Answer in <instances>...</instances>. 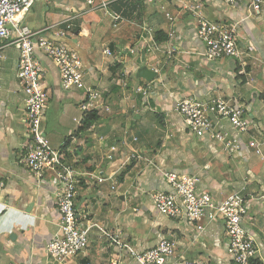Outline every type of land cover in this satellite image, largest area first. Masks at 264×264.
Wrapping results in <instances>:
<instances>
[{
  "label": "crops",
  "instance_id": "crops-1",
  "mask_svg": "<svg viewBox=\"0 0 264 264\" xmlns=\"http://www.w3.org/2000/svg\"><path fill=\"white\" fill-rule=\"evenodd\" d=\"M194 2H202L209 20L236 26L242 58L209 60L203 55L205 46L197 34L196 17L186 8ZM35 5L25 23L34 30L70 24L67 38H57L56 28L44 33L77 50L87 70V84L102 94L98 120L79 131L82 122L74 118L82 117L79 102L84 91L63 89L53 62L38 53L48 67L45 83L50 98L44 129L50 143L79 171L101 173L107 178L103 182L86 178L83 182L76 199L78 214L88 216L82 220L111 232L120 231L125 241L140 250L155 246L163 238H174L178 252L187 258L235 264L227 255L223 222H213L196 239L185 222L160 214L152 199L156 190H172L160 169L200 172V187L217 198H225L245 185L244 191L251 197L246 227L259 247L256 262L264 264V156L249 147L230 154L219 141L192 133L175 109L176 100L190 96L239 102L246 106L256 127L253 132L264 138V7L256 15L247 3L231 6L220 0H113L111 9L124 17L114 28L103 11H89L68 23L73 10L87 7L85 0H40ZM167 13L173 16V24ZM144 25L154 33L174 30L169 44L177 51L171 57L148 51L150 36ZM107 47L112 54L104 52ZM3 55L0 179L5 186L0 190V264H44L47 245L59 229L58 187L50 172L38 183L23 162L28 137L25 94L17 79L19 51L8 45ZM145 67L159 70L152 80L140 73ZM149 82L153 89L147 97L138 88ZM219 128L231 130L226 119ZM230 132L249 142L248 134ZM110 144L118 146L112 160L105 157ZM143 156L154 159L155 165H148ZM113 181L117 182L115 188ZM66 264L137 263L93 227L88 248Z\"/></svg>",
  "mask_w": 264,
  "mask_h": 264
},
{
  "label": "built area",
  "instance_id": "built-area-1",
  "mask_svg": "<svg viewBox=\"0 0 264 264\" xmlns=\"http://www.w3.org/2000/svg\"><path fill=\"white\" fill-rule=\"evenodd\" d=\"M38 1L40 0H0V61L3 59V50L6 46H16L19 51L17 79L25 94V123L28 137L24 146L23 162L36 176L38 183L50 172L56 178L58 187L56 204L59 211V229L47 245L48 257L44 264H66L85 251L89 246V232L93 227L98 228L101 236L137 264H209L204 259H190L180 254L174 238H163L155 246L140 250L125 241L120 231L111 232L98 223H85L82 218H88L87 214L82 218L78 214L76 199L86 178L98 182H103L107 178L101 173L79 171L74 164L67 161L61 150L51 145L44 129L50 98L45 83L48 68L38 53H42L53 62L59 72L63 89L84 91V97L79 102L82 117L74 118L79 123L88 113L101 112L102 94L98 88L87 84L85 80L87 70L77 50L66 42L44 33L56 28L57 38H67L70 35V24H66V27L56 24L42 30H34L25 23L26 15ZM112 1L85 0L87 7L81 11L73 10V15L67 22L89 11H103L111 19L112 26L118 28L124 17L111 9ZM220 1L231 6L247 3L256 15H260L264 7V0ZM186 8L196 17L197 34L204 43L203 55L206 58L209 60H218L226 56L242 58L244 51L241 49L235 25L227 26L209 20L203 13L202 2H194L186 5ZM167 16L173 24V16L170 13H167ZM143 30L150 36L151 44L147 47L148 51H161L169 57L177 51L176 46L169 44L174 30L167 33L169 40L165 42L157 41L155 33L147 25L143 26ZM134 51L133 49L132 52ZM104 52L112 54L109 47L105 48ZM153 70L156 73L159 71L157 68ZM2 89L3 86L0 84V92ZM152 89L153 85L149 82L140 86L138 92L148 97ZM106 109L109 110V107L106 106ZM175 109L183 116L192 133L198 137L208 136L219 141L223 149L230 154L249 147L264 156V138H259L257 133L253 132L256 127L250 120L244 104L231 102L222 97L207 100L190 96L176 100ZM222 119L228 121L231 130L219 128ZM230 131L248 134L249 142H243L242 137ZM117 150L116 144H110L105 157L112 160ZM144 159L148 165H155L154 159L145 157ZM160 173L172 189L156 190L151 194L160 214L185 222L192 228L196 239L200 238L213 222H223L227 236V255L231 261L235 264H255L259 247L255 236L246 227L251 197L244 193L245 185L225 198H217L207 189L200 187L203 181L200 172L190 174L160 169ZM110 178L113 179V176ZM116 184L117 182L113 181L112 188H115ZM4 186L5 182L0 179V190Z\"/></svg>",
  "mask_w": 264,
  "mask_h": 264
},
{
  "label": "trees",
  "instance_id": "trees-1",
  "mask_svg": "<svg viewBox=\"0 0 264 264\" xmlns=\"http://www.w3.org/2000/svg\"><path fill=\"white\" fill-rule=\"evenodd\" d=\"M155 38L159 42H165V41L169 40L168 35L165 32H163L162 30L155 32ZM263 97H264V94H263ZM98 118H99V115L97 112L92 111V112L88 113L86 115V117L84 118V120L82 121V125L79 127V131H84L87 128H89L92 124H94V122H96L98 120ZM254 262H255V264H258L256 262V260Z\"/></svg>",
  "mask_w": 264,
  "mask_h": 264
},
{
  "label": "water",
  "instance_id": "water-1",
  "mask_svg": "<svg viewBox=\"0 0 264 264\" xmlns=\"http://www.w3.org/2000/svg\"><path fill=\"white\" fill-rule=\"evenodd\" d=\"M140 73L148 80H152L154 76H156V72L153 69L150 68H142L140 70Z\"/></svg>",
  "mask_w": 264,
  "mask_h": 264
},
{
  "label": "rangeland",
  "instance_id": "rangeland-1",
  "mask_svg": "<svg viewBox=\"0 0 264 264\" xmlns=\"http://www.w3.org/2000/svg\"><path fill=\"white\" fill-rule=\"evenodd\" d=\"M36 6V5H35ZM33 10V9H32ZM149 27V26H148ZM12 50H14V48H12ZM48 68V67H47ZM54 136V135H53ZM52 145V144H51ZM53 146V145H52ZM54 147V146H53ZM37 181V180H36ZM246 189V188H245ZM244 193H245V191H244ZM246 194V193H245ZM261 194H262V192H261ZM260 194V195H261Z\"/></svg>",
  "mask_w": 264,
  "mask_h": 264
}]
</instances>
